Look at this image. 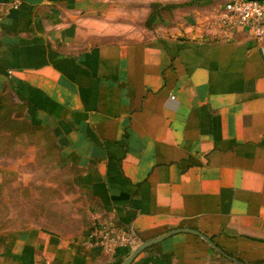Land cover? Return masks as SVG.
<instances>
[{
    "label": "crops",
    "instance_id": "0c3cea01",
    "mask_svg": "<svg viewBox=\"0 0 264 264\" xmlns=\"http://www.w3.org/2000/svg\"><path fill=\"white\" fill-rule=\"evenodd\" d=\"M222 2L0 0V115L50 131L87 209L0 231V264H121L158 237L128 264H264V46L219 32ZM94 214L136 246L83 248Z\"/></svg>",
    "mask_w": 264,
    "mask_h": 264
},
{
    "label": "rangeland",
    "instance_id": "374dc122",
    "mask_svg": "<svg viewBox=\"0 0 264 264\" xmlns=\"http://www.w3.org/2000/svg\"><path fill=\"white\" fill-rule=\"evenodd\" d=\"M182 1L134 0L141 17L152 4L165 7ZM144 22V18L138 21ZM6 128L0 131V163L10 174L0 187V231L27 226L65 230L82 224L87 209L69 180L68 166L62 163L50 131L26 122Z\"/></svg>",
    "mask_w": 264,
    "mask_h": 264
},
{
    "label": "built area",
    "instance_id": "2783aa9c",
    "mask_svg": "<svg viewBox=\"0 0 264 264\" xmlns=\"http://www.w3.org/2000/svg\"><path fill=\"white\" fill-rule=\"evenodd\" d=\"M17 4L13 2L9 6L16 7ZM213 20V25L226 37L242 29L264 46V0H224ZM79 243L85 249L113 253L119 248L135 247L137 237L131 229L119 227L113 221L94 214Z\"/></svg>",
    "mask_w": 264,
    "mask_h": 264
},
{
    "label": "trees",
    "instance_id": "16d2710c",
    "mask_svg": "<svg viewBox=\"0 0 264 264\" xmlns=\"http://www.w3.org/2000/svg\"><path fill=\"white\" fill-rule=\"evenodd\" d=\"M18 122H26V121L18 120L17 118L11 117L10 110L5 109L4 111H2V114L0 115V131H3V132L8 131L9 129L6 128L7 126H9L10 124H16ZM32 125L38 126L36 124H32Z\"/></svg>",
    "mask_w": 264,
    "mask_h": 264
},
{
    "label": "water",
    "instance_id": "95a60500",
    "mask_svg": "<svg viewBox=\"0 0 264 264\" xmlns=\"http://www.w3.org/2000/svg\"><path fill=\"white\" fill-rule=\"evenodd\" d=\"M162 237H158L149 241H144L137 245L135 249L125 258V260L121 264H128L141 250H143L145 247L153 244L154 242H157Z\"/></svg>",
    "mask_w": 264,
    "mask_h": 264
}]
</instances>
